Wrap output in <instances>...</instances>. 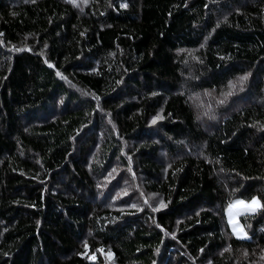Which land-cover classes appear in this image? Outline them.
<instances>
[{
    "label": "trees",
    "instance_id": "obj_1",
    "mask_svg": "<svg viewBox=\"0 0 264 264\" xmlns=\"http://www.w3.org/2000/svg\"><path fill=\"white\" fill-rule=\"evenodd\" d=\"M254 196L264 0H0V264H264Z\"/></svg>",
    "mask_w": 264,
    "mask_h": 264
},
{
    "label": "snow or ice",
    "instance_id": "obj_2",
    "mask_svg": "<svg viewBox=\"0 0 264 264\" xmlns=\"http://www.w3.org/2000/svg\"><path fill=\"white\" fill-rule=\"evenodd\" d=\"M72 2L75 4V0H72ZM122 6L126 7L127 5H122ZM57 75H60V74L57 73ZM241 79H244V77H241ZM153 122H155V118H154ZM145 203H147V201H145ZM233 205L240 206V212H244L246 210H249V211L250 210H254L253 205H260V201L258 200L257 197L254 196L249 201H245V200H242V199L235 200L233 202ZM233 205H230L229 208L231 209L233 207ZM260 206L264 207V205H260ZM133 207H135V205H133ZM240 212H238L237 215H239ZM229 223L232 226L233 232L238 237H241V238H246L247 237V233L244 232L243 227L237 221L233 220L231 211L229 212ZM158 227H159V225H158ZM85 247H87V244H85Z\"/></svg>",
    "mask_w": 264,
    "mask_h": 264
},
{
    "label": "rangeland",
    "instance_id": "obj_3",
    "mask_svg": "<svg viewBox=\"0 0 264 264\" xmlns=\"http://www.w3.org/2000/svg\"><path fill=\"white\" fill-rule=\"evenodd\" d=\"M158 157H161L162 159H163V155H162V151H160V153L158 154ZM164 160V159H163ZM152 199V201H154V202H157V205L159 206H161V202H159L160 201V199H158V198H156V197H152L151 198ZM155 199V200H154ZM238 199H241V198H235L230 204H228L229 206L230 205H233V202L235 201V200H238ZM243 200V199H242ZM259 200V199H258ZM229 206H228V209H227V212H226V216H227V218L226 219H228V223H229V212L231 211V214H232V218H233V220L234 221H237L240 225H241V223H240V221H239V219H238V217L240 216V215H242V214H245V213H253V212H255L256 210H258L259 209V207H260V205H253V208H254V210H246V211H244V212H240V206H236V205H233V207L230 209L229 208ZM238 212H240V214L239 215H237V213ZM229 226H230V228H231V230H232V226H231V224L229 223ZM242 226V225H241ZM233 231V230H232ZM235 234V233H234ZM236 235V234H235ZM237 236V235H236Z\"/></svg>",
    "mask_w": 264,
    "mask_h": 264
}]
</instances>
